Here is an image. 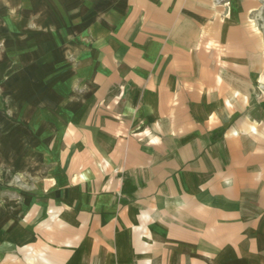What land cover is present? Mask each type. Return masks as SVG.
Here are the masks:
<instances>
[{
  "label": "crops",
  "instance_id": "0c3cea01",
  "mask_svg": "<svg viewBox=\"0 0 264 264\" xmlns=\"http://www.w3.org/2000/svg\"><path fill=\"white\" fill-rule=\"evenodd\" d=\"M0 117V264H264V0H0Z\"/></svg>",
  "mask_w": 264,
  "mask_h": 264
},
{
  "label": "rangeland",
  "instance_id": "374dc122",
  "mask_svg": "<svg viewBox=\"0 0 264 264\" xmlns=\"http://www.w3.org/2000/svg\"><path fill=\"white\" fill-rule=\"evenodd\" d=\"M8 133L11 136L7 139L0 138V224L5 215L10 222V217L24 210L28 204L26 195L32 191L31 186H21L18 180L20 175L31 174L32 171L16 169L23 164L22 160H31L32 155L20 153L17 156L16 132L13 129Z\"/></svg>",
  "mask_w": 264,
  "mask_h": 264
}]
</instances>
